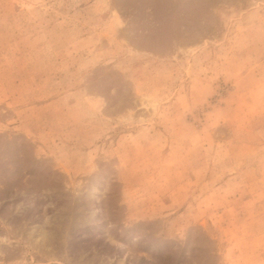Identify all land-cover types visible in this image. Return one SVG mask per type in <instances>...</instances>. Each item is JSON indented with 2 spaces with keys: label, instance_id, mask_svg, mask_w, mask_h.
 I'll return each mask as SVG.
<instances>
[{
  "label": "rangeland",
  "instance_id": "rangeland-1",
  "mask_svg": "<svg viewBox=\"0 0 264 264\" xmlns=\"http://www.w3.org/2000/svg\"><path fill=\"white\" fill-rule=\"evenodd\" d=\"M0 264H264V0H0Z\"/></svg>",
  "mask_w": 264,
  "mask_h": 264
},
{
  "label": "trees",
  "instance_id": "trees-1",
  "mask_svg": "<svg viewBox=\"0 0 264 264\" xmlns=\"http://www.w3.org/2000/svg\"><path fill=\"white\" fill-rule=\"evenodd\" d=\"M3 193H4V192H3ZM2 200H4V198H3Z\"/></svg>",
  "mask_w": 264,
  "mask_h": 264
}]
</instances>
